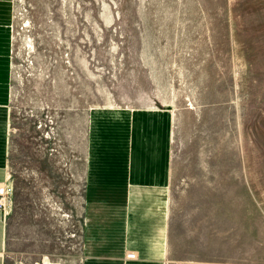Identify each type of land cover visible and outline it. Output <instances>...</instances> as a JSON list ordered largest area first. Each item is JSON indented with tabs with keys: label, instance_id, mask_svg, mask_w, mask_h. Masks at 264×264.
<instances>
[{
	"label": "rangeland",
	"instance_id": "374dc122",
	"mask_svg": "<svg viewBox=\"0 0 264 264\" xmlns=\"http://www.w3.org/2000/svg\"><path fill=\"white\" fill-rule=\"evenodd\" d=\"M7 250L77 249L92 116L166 109L170 264H264V0H13Z\"/></svg>",
	"mask_w": 264,
	"mask_h": 264
},
{
	"label": "crops",
	"instance_id": "0c3cea01",
	"mask_svg": "<svg viewBox=\"0 0 264 264\" xmlns=\"http://www.w3.org/2000/svg\"><path fill=\"white\" fill-rule=\"evenodd\" d=\"M13 0H0V184L10 172ZM103 133L93 114L77 249L14 258L11 214L0 208V264H170V116L166 109L113 112ZM133 251L135 258H127Z\"/></svg>",
	"mask_w": 264,
	"mask_h": 264
},
{
	"label": "built area",
	"instance_id": "2783aa9c",
	"mask_svg": "<svg viewBox=\"0 0 264 264\" xmlns=\"http://www.w3.org/2000/svg\"><path fill=\"white\" fill-rule=\"evenodd\" d=\"M13 182L7 180L0 184V208L6 210V208L12 204L13 201ZM136 254L133 251L127 253V258H135ZM35 264H44L43 262H36Z\"/></svg>",
	"mask_w": 264,
	"mask_h": 264
}]
</instances>
